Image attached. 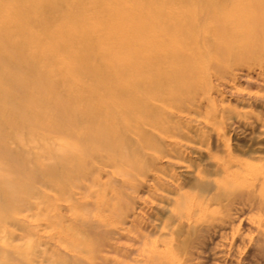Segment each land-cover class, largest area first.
Segmentation results:
<instances>
[{
  "label": "rangeland",
  "instance_id": "obj_1",
  "mask_svg": "<svg viewBox=\"0 0 264 264\" xmlns=\"http://www.w3.org/2000/svg\"><path fill=\"white\" fill-rule=\"evenodd\" d=\"M115 1L106 0L109 10ZM198 3L182 6L194 8L199 20L194 29L201 36L220 34L222 41L204 43L210 50L201 61L203 71H190V83L178 86L176 99L162 107L163 127L156 124L158 131L147 140L156 151L145 148L141 138L129 142L138 148L129 154L138 160L134 171L112 163L124 157L123 150L100 151L105 142L95 139L91 127L70 119L63 126L70 136L62 139L46 129L54 115L49 107L60 97L49 93L50 83L72 87V94L81 96L92 80L83 83L82 73L71 74L79 65L69 68V58L84 53L80 47L92 39L97 18L91 13L84 18L89 24L84 35L67 30L71 47L63 48L68 37L58 33L57 6L30 12L46 30H35V46L25 48L32 58L49 48L43 56L52 65L43 79L41 64L29 66L12 60L6 49L0 52V264H264L259 196L229 208L211 199L222 193L217 185L223 183L230 192L252 191L253 177L242 168L264 172V13L242 28L235 7L229 21H218L215 14L228 9L227 3ZM206 10L216 13L209 17ZM213 23L218 26L209 32L203 28ZM0 40L21 38L0 32ZM95 70L98 66L90 71L93 76ZM62 148L71 151L67 159L79 163L57 182L31 181L29 172L48 166L51 152ZM216 163L233 174L226 176ZM223 208L230 217L220 226Z\"/></svg>",
  "mask_w": 264,
  "mask_h": 264
},
{
  "label": "bare ground",
  "instance_id": "obj_2",
  "mask_svg": "<svg viewBox=\"0 0 264 264\" xmlns=\"http://www.w3.org/2000/svg\"><path fill=\"white\" fill-rule=\"evenodd\" d=\"M191 1L193 0H116L112 4V10H109L106 0L93 2L86 0H0V32L18 35L21 38L18 43L0 40V52L6 49L12 56V60L25 61L29 66L34 61L41 64L44 69L39 75L44 79V71L52 65V61H47L43 56V51L49 48L38 49L32 53L37 56L35 58H32L28 54L29 49L25 48L35 46L32 39L35 41L39 38L35 30L39 31L44 28L42 20V22L35 23L29 18L33 16L31 13H43V5H47L46 9L50 6H57L58 33L62 34L61 38L68 37L63 41V48L71 47L72 41L67 35L70 32L67 30L76 28L80 32L79 36L84 35L88 32L89 26L88 23H83L84 18L88 16V13L96 17L95 22L98 23L91 27V33L89 32L92 39L82 43L80 47L84 49V53H80V56L73 59L69 58V68L79 65L75 71L71 69V74L77 71L82 73L83 83L89 82V78L92 80L86 83L85 94L81 96H74L72 87L61 86L59 82L50 83L49 93H58L60 97L55 98L49 107V112L54 115L53 120L46 121V129L62 139L70 136L71 132L63 127L70 119H74L73 124L76 123L78 126L91 127L97 134L95 139L105 142L103 150L100 149V151L107 153L123 150L124 157L112 158L111 161L114 159L112 163L117 161L121 167L126 166L128 170L134 171L138 160L134 157L131 161L130 155H133L138 148L135 150V147H129V142L134 137L141 138L145 140V148L150 151L155 150L151 142L147 140L153 131H158L159 126L155 127L156 124L160 123L163 127L160 116L162 107L168 101L176 99L175 91L178 86L190 83L189 79L193 78V75L188 76L190 71L196 70L197 74L203 71L204 54L210 50L204 43L210 40L212 43L214 40L222 41L220 34H212V37L201 36L198 29H194L199 21L194 8L184 9L182 7L183 4ZM198 1L200 7L211 3H227L228 9L224 12L205 11L209 17H213L216 13L214 18L219 16L218 21H229L232 16L231 10L233 8L234 11L235 7L236 20L242 28L247 22H252L257 14L264 13V0ZM2 4H5L4 9ZM44 14L49 15L47 10ZM44 21L48 22L47 19ZM216 26L218 24L213 23L212 26L206 25L203 28L209 32L210 28ZM45 30L46 28L42 32ZM43 36L45 33L41 35ZM37 44L45 45L44 42H37ZM53 48L58 49L59 47ZM97 66L99 71L95 70L93 76L90 71ZM101 80H105V83ZM106 98L113 102L109 104L105 101ZM169 137L175 138V135L171 134ZM221 138L224 136L221 135ZM84 143L85 141L82 140L81 146H84ZM70 152L65 148L61 151H52L51 163L48 166L39 165L29 172L31 181L57 182L56 180L64 170L75 167L79 163L73 164L66 158ZM162 152L163 150L159 149L158 153ZM84 153L89 152H82L83 155ZM147 156L153 160L156 158L150 154ZM79 161L84 162V159ZM216 167H219L226 176L233 174L224 165L216 163ZM242 171L253 177V190L246 193L230 192V189L225 187L226 184H218L217 186L222 188V193L211 198L212 201L224 203L225 208H229L234 203L242 205L245 200L255 198L257 195L261 203H264V172L260 173L248 168H242ZM225 208L221 213L226 210ZM229 217V214H224L217 219V224L226 225Z\"/></svg>",
  "mask_w": 264,
  "mask_h": 264
}]
</instances>
